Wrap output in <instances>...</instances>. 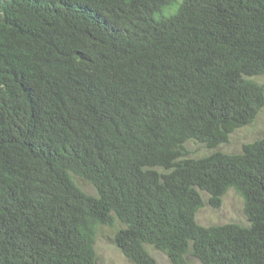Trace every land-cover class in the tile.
Here are the masks:
<instances>
[{
    "label": "trees",
    "instance_id": "obj_1",
    "mask_svg": "<svg viewBox=\"0 0 264 264\" xmlns=\"http://www.w3.org/2000/svg\"><path fill=\"white\" fill-rule=\"evenodd\" d=\"M264 0H0V264H264ZM90 184L95 195L77 184ZM233 189L247 226H201Z\"/></svg>",
    "mask_w": 264,
    "mask_h": 264
},
{
    "label": "rangeland",
    "instance_id": "obj_2",
    "mask_svg": "<svg viewBox=\"0 0 264 264\" xmlns=\"http://www.w3.org/2000/svg\"><path fill=\"white\" fill-rule=\"evenodd\" d=\"M254 82L264 87V77L250 78ZM264 136V107L258 113L255 121L243 128L237 129L233 132L226 144L219 145L214 150L207 149L202 144L194 142L193 140L185 143V148L189 152V157L200 158L210 154L213 151H219L227 154L239 153L244 144L252 143ZM76 184L88 195H95L93 187L87 182L75 179ZM201 196L205 205L198 210L195 219L201 226L223 225L234 223L239 226H247V221L243 214V201L234 192L233 189H228L222 197V204L219 208L210 207L207 202V196L203 192ZM122 225L115 221L113 227L100 226L95 237V254L96 264H132L113 244V236L115 231L121 228ZM147 251L157 264H171L163 253L147 247ZM185 264H200L196 259L187 256L185 257Z\"/></svg>",
    "mask_w": 264,
    "mask_h": 264
}]
</instances>
